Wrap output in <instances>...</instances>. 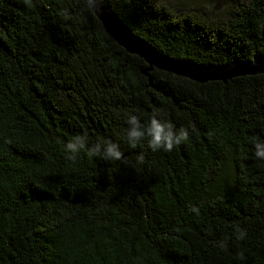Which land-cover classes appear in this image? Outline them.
I'll list each match as a JSON object with an SVG mask.
<instances>
[{
	"label": "trees",
	"instance_id": "obj_1",
	"mask_svg": "<svg viewBox=\"0 0 264 264\" xmlns=\"http://www.w3.org/2000/svg\"><path fill=\"white\" fill-rule=\"evenodd\" d=\"M107 1L171 57H264V0L223 18ZM154 110L189 140L171 152L146 139L130 147L127 116L146 123ZM77 134L118 144L122 159H69ZM254 141L264 144V73L197 82L147 71L87 0H0V264H264Z\"/></svg>",
	"mask_w": 264,
	"mask_h": 264
},
{
	"label": "water",
	"instance_id": "obj_2",
	"mask_svg": "<svg viewBox=\"0 0 264 264\" xmlns=\"http://www.w3.org/2000/svg\"><path fill=\"white\" fill-rule=\"evenodd\" d=\"M91 10L100 20L104 30L127 51L135 53L153 67L197 82L226 80L236 75L264 73V57L253 56L247 60H231L216 64L194 63L184 58H174L158 51L141 37L135 35L115 14L107 0H93ZM146 74V72H143Z\"/></svg>",
	"mask_w": 264,
	"mask_h": 264
},
{
	"label": "clouds",
	"instance_id": "obj_3",
	"mask_svg": "<svg viewBox=\"0 0 264 264\" xmlns=\"http://www.w3.org/2000/svg\"><path fill=\"white\" fill-rule=\"evenodd\" d=\"M92 2L93 0H89V3ZM126 124L128 125L126 139L132 148H136L146 139L148 147L152 151L163 149L171 152L175 146L189 140V130L185 127H180L177 130L171 121L161 118L159 110H154L146 123L142 122L137 115L129 114ZM254 143L256 157L264 159V144L258 141H254ZM65 151L68 153L69 159L73 160L82 152H86L89 157L98 156L104 160H120L123 156L119 145L111 141L106 144L97 142L89 145L86 134H77L70 139L65 145ZM138 159L143 161V155L141 154ZM192 210L198 213V209L193 208Z\"/></svg>",
	"mask_w": 264,
	"mask_h": 264
},
{
	"label": "rangeland",
	"instance_id": "obj_4",
	"mask_svg": "<svg viewBox=\"0 0 264 264\" xmlns=\"http://www.w3.org/2000/svg\"><path fill=\"white\" fill-rule=\"evenodd\" d=\"M168 8L175 10L181 8L182 12L205 11L209 18H223L231 5L244 0H157ZM179 11V10H177Z\"/></svg>",
	"mask_w": 264,
	"mask_h": 264
}]
</instances>
